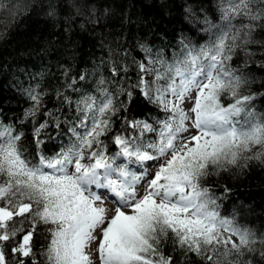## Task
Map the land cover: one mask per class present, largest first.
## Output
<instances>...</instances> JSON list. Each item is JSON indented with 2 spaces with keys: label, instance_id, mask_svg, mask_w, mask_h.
<instances>
[{
  "label": "snow or ice",
  "instance_id": "snow-or-ice-1",
  "mask_svg": "<svg viewBox=\"0 0 264 264\" xmlns=\"http://www.w3.org/2000/svg\"><path fill=\"white\" fill-rule=\"evenodd\" d=\"M64 7L89 18L97 11L95 0L67 6L49 0L46 14L54 18ZM183 7L185 21L207 25L214 39L196 46L181 35L183 51L171 63L139 44L145 55L135 82L128 76V50L118 59L119 51L110 48L109 60L97 66L93 93L77 87L87 73L67 84L79 94V122L70 128L75 139L59 152L47 156L40 150L47 120L33 129L35 159L21 148L23 133L0 122V264H95L93 245L99 264H193V258L201 264H240L245 256L244 264H264V248L254 247L256 233L222 217L205 186L212 175L247 168L251 161L264 164V115L258 116L252 103L264 92L243 94L256 77L232 67L240 50L264 72V39H257L264 32V0H219V25L198 13L194 0ZM104 14L109 15L107 8ZM249 46H258V57ZM105 64L109 76L103 75ZM26 95L32 103L21 123L34 119L43 102L37 88ZM59 95L73 104L71 96ZM224 95L231 102L222 103ZM119 97L124 99L117 106ZM139 98L158 106L164 118L124 115L114 130L113 117L128 113ZM45 114L61 127L52 112ZM148 162H154L151 172ZM109 198H114L111 210L105 207ZM42 230L47 244L37 250Z\"/></svg>",
  "mask_w": 264,
  "mask_h": 264
},
{
  "label": "trees",
  "instance_id": "trees-1",
  "mask_svg": "<svg viewBox=\"0 0 264 264\" xmlns=\"http://www.w3.org/2000/svg\"><path fill=\"white\" fill-rule=\"evenodd\" d=\"M52 2L67 6L72 0ZM185 2L186 0H95L97 11L91 18L87 13L75 16L70 7H64L53 18L46 14L49 0H0V122L13 123L17 131L23 133L20 145L25 155L30 159L36 158L38 149L33 129L45 120L49 122V127L40 137L45 141L40 146L45 155H54L75 139L70 128L79 122L75 106L79 94L68 89L67 84L73 77L87 73V79L78 80L77 87L83 92L93 93L101 72L97 66L102 60H109L110 48L119 51L118 59L124 57L123 50H128V76L135 82L137 63L143 61L145 55L139 44L151 47L154 53L158 51L171 63L183 51L179 42L181 35L196 46L214 39V30H208L207 25L194 27L185 21ZM218 3L219 0H194L197 12L201 15L206 13L217 25L221 23ZM105 8L109 10V15L104 14ZM257 39H264V32L259 33ZM249 47L258 57V46ZM238 52L239 55L233 57L232 67L245 73L250 71L256 77L255 83L241 89L242 93L264 92V88L259 87L264 81V72L256 67V59H249L244 51ZM65 71L69 72L67 77L64 75ZM102 71L104 76H109L107 64L102 66ZM29 88H37L42 93L43 102L34 119L21 123L32 103L26 95ZM60 93L71 96L73 104L70 106L62 102ZM121 99L124 98L116 100L117 106ZM229 102L231 98L224 95L222 103ZM252 103L255 113L258 116L264 115V97L257 95ZM130 109L128 113L113 117L114 130L120 128L124 115L138 119H163L166 115L158 106L148 104L142 98L137 99ZM46 112H52L61 122V127H55L53 118L48 117ZM146 135L153 138V134ZM104 139L109 143L110 150L115 152L116 148L110 143V137ZM240 163L244 164L245 161L241 160ZM205 186L216 197L220 215L233 219L237 226L256 233L258 242L254 247L258 251L264 248V243L259 242V238L264 236V164L251 161L247 168H232L229 172L212 175ZM225 188L230 191L225 192ZM46 236L47 233L42 230L37 239V250L47 244ZM247 259L249 256L241 257L240 264H244ZM253 259L255 261L256 258ZM193 264L201 262L198 258H193Z\"/></svg>",
  "mask_w": 264,
  "mask_h": 264
},
{
  "label": "rangeland",
  "instance_id": "rangeland-1",
  "mask_svg": "<svg viewBox=\"0 0 264 264\" xmlns=\"http://www.w3.org/2000/svg\"><path fill=\"white\" fill-rule=\"evenodd\" d=\"M148 78H149L150 80L152 79L151 76H148ZM188 106H189V105H187V104L185 105L186 108H187ZM153 163H154V162H148V163H147V169H148L149 172L152 171V165H153ZM131 167H134V170H133V171L136 170V165L133 164V166L131 165ZM137 174H139V172H137ZM93 191H99V192H101L102 194L109 195V197H110V194L105 193V190H97V189L93 188ZM138 191L142 192V191H143V188H142V187L139 188ZM113 199H114V198H109V199H106V200H105V207H107L109 210L113 209V207H114L113 202H112ZM233 239H235V237H233ZM91 252H92V259L95 261V264H99L98 258H97L96 254H95V245H93V247H92V249H91Z\"/></svg>",
  "mask_w": 264,
  "mask_h": 264
}]
</instances>
